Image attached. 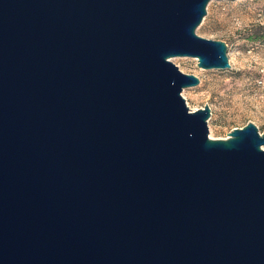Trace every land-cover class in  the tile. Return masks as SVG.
Here are the masks:
<instances>
[{"label":"water","instance_id":"95a60500","mask_svg":"<svg viewBox=\"0 0 264 264\" xmlns=\"http://www.w3.org/2000/svg\"><path fill=\"white\" fill-rule=\"evenodd\" d=\"M210 1L0 0V264H264V132L171 61L231 67Z\"/></svg>","mask_w":264,"mask_h":264},{"label":"rangeland","instance_id":"374dc122","mask_svg":"<svg viewBox=\"0 0 264 264\" xmlns=\"http://www.w3.org/2000/svg\"><path fill=\"white\" fill-rule=\"evenodd\" d=\"M196 29L202 37L227 44L231 67L203 69L192 57L171 61L186 74L200 79L184 88L191 110L209 105L210 138H228L234 128L254 123L264 132V0H211Z\"/></svg>","mask_w":264,"mask_h":264}]
</instances>
